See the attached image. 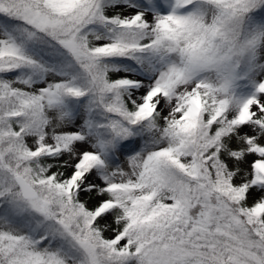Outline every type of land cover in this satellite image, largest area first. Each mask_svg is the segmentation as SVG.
<instances>
[{
  "label": "snow or ice",
  "instance_id": "obj_1",
  "mask_svg": "<svg viewBox=\"0 0 264 264\" xmlns=\"http://www.w3.org/2000/svg\"><path fill=\"white\" fill-rule=\"evenodd\" d=\"M0 264H264V0H0Z\"/></svg>",
  "mask_w": 264,
  "mask_h": 264
}]
</instances>
